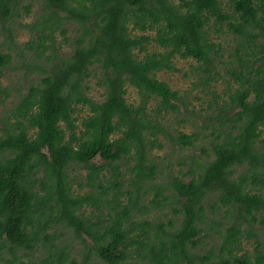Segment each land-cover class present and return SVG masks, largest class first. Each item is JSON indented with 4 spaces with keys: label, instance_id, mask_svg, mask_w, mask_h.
Wrapping results in <instances>:
<instances>
[{
    "label": "trees",
    "instance_id": "16d2710c",
    "mask_svg": "<svg viewBox=\"0 0 264 264\" xmlns=\"http://www.w3.org/2000/svg\"><path fill=\"white\" fill-rule=\"evenodd\" d=\"M227 1L233 15L224 12L221 0H43L39 18L29 25L32 36L15 54L17 66L9 51L21 0H0V35L9 48L0 51V71L40 75L23 93L18 89L0 127L1 260L34 264L19 254L41 245L48 252L40 264H88L92 252L107 264H264V237L255 228L264 229V152L258 148L259 141L264 148V0ZM25 9L29 13V5ZM211 19L244 37L251 52L242 44L236 48V54L245 49L237 59L240 69L228 73L238 86L229 87L228 98L220 97L201 121L207 135L169 134L161 118L185 104L156 72L171 70L176 55L191 58L203 75L200 85L208 87L219 74L206 29ZM67 23L76 25V34L65 57L57 34L70 42ZM152 32L161 51L148 52ZM91 75L104 90L100 102L87 94ZM127 84L136 90V105L126 101ZM151 100L153 117L147 112ZM84 107L88 114L80 116ZM159 136L178 147H191L203 136L209 145L197 158L190 156L186 172L149 185L160 172L149 158L161 147ZM96 157L103 163H95ZM123 160L131 163L128 180L120 170ZM74 163L86 170L84 178L68 175ZM236 167L242 168L237 175ZM212 194L211 214L223 210L221 217L229 220L224 228L223 221L207 222L204 201ZM168 202L178 225L141 218ZM57 225L71 228L83 243L79 263L58 248L59 233L48 232ZM208 231L220 235L218 249L194 253ZM253 236L254 252L238 254L241 239ZM132 245L140 262H128Z\"/></svg>",
    "mask_w": 264,
    "mask_h": 264
},
{
    "label": "rangeland",
    "instance_id": "374dc122",
    "mask_svg": "<svg viewBox=\"0 0 264 264\" xmlns=\"http://www.w3.org/2000/svg\"><path fill=\"white\" fill-rule=\"evenodd\" d=\"M175 3H178V0H175ZM222 7L225 13L228 15H233V10L230 8V5L227 0H221ZM43 0H21L17 6V11L13 20L11 21L13 31H14V45L13 49L9 51L13 56L14 65L20 66L21 60L15 55L23 49L24 43L30 39L32 33L30 32L29 25L34 23L40 16L42 11ZM29 5L30 11L26 12L25 7ZM67 36L70 39L69 43L62 41L63 36L57 34V44L61 45L60 54L62 56L70 55L72 52L71 44L73 43L74 36L76 34V25L73 23H67ZM208 38L211 42L215 44L216 51V61L218 67V75L215 76L213 81L209 82L208 87L204 88L201 84V79L203 75L200 71L199 64L191 58H181L176 55L172 58L171 70H159L156 72V78L162 81H165L171 89L177 90L179 94L183 97L184 106L180 107L179 111L169 112L167 115L161 118L162 124L166 127L167 132L174 133L176 131H183L185 133H191L195 130H200L201 121L208 116H211L213 109L215 108L216 102H221L220 97L228 98V95L231 93L232 89L238 86V83L234 82L233 78L228 73V69L237 67V70L240 69V61L237 60L238 57L242 55L245 51L244 46L248 49V53L251 52V46L245 42H241L244 37L239 36L236 33L230 32L227 29V26H221L216 24L212 19L208 22L207 26ZM138 34L140 32L134 31ZM148 33V32H146ZM150 33V32H149ZM152 38L147 44L148 52L161 51L162 48L153 40L154 32L151 33ZM239 44L244 45L239 53H235L236 48L239 47ZM9 48L5 44V40L2 35H0V51H8ZM249 58V57H248ZM16 62V64H15ZM98 71V70H94ZM95 75V73H94ZM39 76L28 71V73H23L22 70L16 69H7L0 71V127H3V122L10 111L15 106V102L19 97L18 89L20 88L21 93H23L24 88L32 82H38ZM96 76H89L85 82L89 86L87 94L95 101H102L104 99V90L96 84ZM5 89V92L3 91ZM126 101L130 104L136 105L139 101L136 90L133 86L127 84V91L125 94ZM223 98V99H226ZM156 102L151 100L147 107V112L153 117L154 112L152 109L155 107ZM211 105V106H209ZM80 116H86L88 114L87 108H82L79 110ZM207 119V118H206ZM79 125L77 131L80 129V121L76 123ZM61 127L64 128L63 125ZM209 130L201 131L202 135H207ZM260 139H264V129L262 130ZM161 147L154 148L149 155V158L154 161L158 168L159 173L155 179L151 182H148L149 185L157 183H166L168 175L176 174L180 170L186 172L187 167L191 163L190 156L198 157L202 153V148L208 147L209 138L201 137L196 140L195 144L191 147H178L173 146L172 142L166 136H159L158 138ZM263 143L259 141L258 148L264 152L262 148ZM95 163L101 164L103 160L100 157H96L94 160ZM130 161L126 160L120 161V170L124 173L125 180H128L129 177H133V174L129 171L131 165ZM235 175H237L242 168H235ZM162 170V171H161ZM86 170L81 167L79 164H72L68 168V175L80 178H84ZM129 181L126 183L125 187L128 186ZM147 184V185H148ZM76 192V188H74ZM83 193L81 190H79ZM83 191H88L87 187ZM154 190L152 189L148 195L143 199L144 202H147L152 198ZM216 194H212L210 197H207L204 201L205 214L207 215V222L213 221H223L225 224H222L221 227H226L229 224V220H225L221 217L224 215L223 210L218 208L216 214H211V204H214L216 200ZM123 199V198H122ZM170 201H172L170 199ZM168 206L152 210L149 213L141 215L142 219L147 220L148 222H162L166 223L168 219H173L175 226L179 223V218L175 216L171 208L173 207L170 202ZM88 214V213H87ZM227 224V225H226ZM215 226V225H214ZM255 228L258 231L259 239L262 240L264 237V229L256 225ZM49 233L57 232L59 233V238L56 241L58 248H64L66 252L69 253L70 258L76 259L79 263L85 256L86 250L84 249L83 243L78 238L77 234L69 227H63L57 225L52 229H49ZM152 238V233H150ZM84 239L87 240V243L92 242L91 238L84 236ZM220 244V235L213 231H208L207 234L202 238L201 243L193 249L194 253H205L210 248L218 249ZM255 239L253 237H244L241 239L242 250L238 254H242L246 251L254 252L255 248ZM132 253L131 257L128 259V262L135 263L138 261L136 245L131 247ZM47 249L45 246L37 245L33 251L22 250L19 254L21 261L34 264H40V259L47 255ZM140 262V260L138 261ZM0 264H6L5 261L0 259ZM88 264H107L98 258L95 253H90V259Z\"/></svg>",
    "mask_w": 264,
    "mask_h": 264
}]
</instances>
